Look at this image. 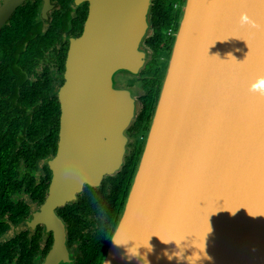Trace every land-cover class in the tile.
Instances as JSON below:
<instances>
[{"label": "water", "instance_id": "water-1", "mask_svg": "<svg viewBox=\"0 0 264 264\" xmlns=\"http://www.w3.org/2000/svg\"><path fill=\"white\" fill-rule=\"evenodd\" d=\"M27 1L0 0V29ZM88 2L55 91L59 135L45 159L42 221L123 168L146 93L127 80L141 79L155 52L146 43L153 0ZM172 37L100 264H264V0H183Z\"/></svg>", "mask_w": 264, "mask_h": 264}, {"label": "flooded vegetation", "instance_id": "flooded-vegetation-1", "mask_svg": "<svg viewBox=\"0 0 264 264\" xmlns=\"http://www.w3.org/2000/svg\"><path fill=\"white\" fill-rule=\"evenodd\" d=\"M88 11V0H29L0 29V160L8 164L0 183V264H92L102 216L78 200L89 185L77 201L57 206L55 218L38 219L51 180L45 159L56 153L59 135L55 91L63 83L70 39L82 32ZM18 20L27 26L13 58L11 37L1 42V33ZM163 50L154 52L141 79L128 78L127 84L145 89L159 77ZM127 133L130 146L143 142L145 132L134 124Z\"/></svg>", "mask_w": 264, "mask_h": 264}, {"label": "trees", "instance_id": "trees-1", "mask_svg": "<svg viewBox=\"0 0 264 264\" xmlns=\"http://www.w3.org/2000/svg\"><path fill=\"white\" fill-rule=\"evenodd\" d=\"M177 2L181 5L183 0H153L152 26L154 31L153 34L146 39V43L153 47L155 52H158L160 49H165L168 52L171 48L173 37L168 34V31L170 28L175 29L178 24L179 10L174 7V4ZM26 26L27 23H22L19 20L17 24H13L12 27L14 28L8 25L1 33V42H3V38L10 36L13 42L11 48L14 50L15 42L16 40H21L23 33L21 30ZM15 50L13 51V58L16 56ZM155 75L159 77H156L155 80L152 79L149 86L145 88L146 93L141 97L143 102L142 110L133 123L136 128L142 129L145 133L158 96L160 75L162 74L157 72ZM142 145L143 142L132 144L129 154L126 155V162L123 168L115 176H109L106 179L108 185L107 182H103L102 187L99 189L86 186L82 197L80 196L81 198L79 197L80 199H78L79 202L87 204L89 208H92L97 214L102 216L98 239L94 241V244H91L92 264L101 263L120 210L125 201L142 150ZM7 165V160H0V183L4 180L3 172L6 170ZM8 178L11 179L9 176Z\"/></svg>", "mask_w": 264, "mask_h": 264}, {"label": "rangeland", "instance_id": "rangeland-1", "mask_svg": "<svg viewBox=\"0 0 264 264\" xmlns=\"http://www.w3.org/2000/svg\"><path fill=\"white\" fill-rule=\"evenodd\" d=\"M182 5V4H181ZM177 10H179V12H178V21H179V18H180V15H181V7L180 8H177ZM175 30V29H174ZM167 56H168V52H165L164 50L161 52V54L159 55V57H158V60L160 59V62H163V63H161V67H162V70H163V68H165V65H166V62H167ZM161 58H162V60H161ZM153 59V58H152ZM152 64V60H150L148 63H147V65H146V68H148V66L149 65H151ZM161 70V71H162ZM161 71H160V74H163V72L161 73ZM160 76H162V75H160ZM141 142V141H140Z\"/></svg>", "mask_w": 264, "mask_h": 264}, {"label": "clouds", "instance_id": "clouds-1", "mask_svg": "<svg viewBox=\"0 0 264 264\" xmlns=\"http://www.w3.org/2000/svg\"><path fill=\"white\" fill-rule=\"evenodd\" d=\"M242 24H250L251 26L253 27H256L255 23L248 19L247 17H245L242 21H241ZM151 251H153V249H151ZM131 258H137L136 255H133ZM145 259H147V257H145Z\"/></svg>", "mask_w": 264, "mask_h": 264}, {"label": "built area", "instance_id": "built-area-1", "mask_svg": "<svg viewBox=\"0 0 264 264\" xmlns=\"http://www.w3.org/2000/svg\"><path fill=\"white\" fill-rule=\"evenodd\" d=\"M174 7L175 8H180L181 5H180V3L177 2V3L174 4ZM173 31H174V28H170L169 31H168V34H170L172 36Z\"/></svg>", "mask_w": 264, "mask_h": 264}]
</instances>
